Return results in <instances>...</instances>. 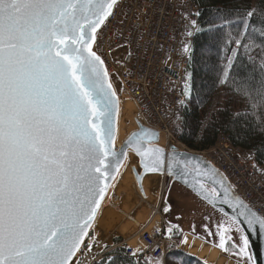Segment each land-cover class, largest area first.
<instances>
[{
	"label": "snow or ice",
	"instance_id": "snow-or-ice-1",
	"mask_svg": "<svg viewBox=\"0 0 264 264\" xmlns=\"http://www.w3.org/2000/svg\"><path fill=\"white\" fill-rule=\"evenodd\" d=\"M118 7L119 0H0V264H79L85 252L102 251L95 221L112 181L133 157L144 174L185 183L192 173L211 179L219 189L207 190L198 178V195L211 203L222 197L264 237V213L234 196L200 157L150 144L156 133L145 129L116 147L120 100L98 49ZM237 81L245 83L246 74ZM226 231L219 226L215 233L225 251L232 240ZM240 240L232 242L235 255L248 247L247 236Z\"/></svg>",
	"mask_w": 264,
	"mask_h": 264
},
{
	"label": "built area",
	"instance_id": "built-area-1",
	"mask_svg": "<svg viewBox=\"0 0 264 264\" xmlns=\"http://www.w3.org/2000/svg\"><path fill=\"white\" fill-rule=\"evenodd\" d=\"M199 10L194 0H119L115 16L100 37L98 51L103 53L111 82L133 104V124L165 136L170 143H176L172 129L186 103L188 63ZM220 144L225 146L217 158L202 155L224 175L239 198L258 214L264 213V166L225 139L202 153L214 151ZM118 200L114 194L111 203L116 205ZM159 211V205L152 206L149 223L135 244L125 246V255L137 264L174 251L172 246L167 248L172 245V235L166 234ZM126 219L134 222L133 217Z\"/></svg>",
	"mask_w": 264,
	"mask_h": 264
},
{
	"label": "trees",
	"instance_id": "trees-1",
	"mask_svg": "<svg viewBox=\"0 0 264 264\" xmlns=\"http://www.w3.org/2000/svg\"><path fill=\"white\" fill-rule=\"evenodd\" d=\"M194 2L200 15L188 63L189 85L186 103L180 111L183 120L173 127L172 134L194 152L206 151L225 139L232 148L253 155L257 164L264 166V146H261L264 145V99L258 94H264V0ZM218 9L222 10L221 14ZM248 11L253 12L252 17L247 16ZM226 71L230 75L222 83ZM241 73L246 74L247 81L238 87L237 76ZM181 124L186 125L182 131L178 129ZM113 242L117 245L120 239ZM219 243L218 237L217 243L212 244L231 258L232 241H228L227 251L220 249ZM247 254L251 263L248 248ZM109 255L111 260L107 259ZM178 258L183 264H205L178 250L165 256L175 263ZM113 262L137 264L125 255L123 247L110 248L94 264Z\"/></svg>",
	"mask_w": 264,
	"mask_h": 264
},
{
	"label": "rangeland",
	"instance_id": "rangeland-1",
	"mask_svg": "<svg viewBox=\"0 0 264 264\" xmlns=\"http://www.w3.org/2000/svg\"><path fill=\"white\" fill-rule=\"evenodd\" d=\"M120 106L122 108V113L120 116V120L118 121V130L122 137H126L129 132L135 129L131 122V116L133 114L134 107L127 98L121 95ZM126 106H130L129 111H127ZM174 139L176 143L168 142L163 147L165 149H168L169 145H173L179 147V150L181 151H186L198 155L207 154V156H209L210 158H217L219 155V149L221 148V146H225V144H220L216 150L208 153L194 152L188 150L184 145L179 143L175 137ZM226 150L228 152H231L230 148L228 147ZM242 156L244 155H238V157ZM202 157L208 160L203 155ZM244 157L248 158V156L246 155ZM132 167L137 168L135 157H133L131 163H128L127 161L126 167L121 171L118 184L114 188V193L118 194L117 196L120 197V208L125 212L132 213L139 224H141V226L137 228V230L134 226V223L128 221L127 219H125L124 221L123 218L122 220L124 222H122L121 218L116 214V211L110 210L109 208L105 207L95 222V232L98 235L100 245H103V250H94L91 254L85 252L84 255L79 256V264H91V262L95 258L97 259L99 254H104L105 252H107L108 248L114 246L112 242L116 238H124L128 246L132 247L135 244V237L140 231L145 229L146 222L149 223L148 219L150 217L148 218V213L150 207L158 206L161 198L162 199L159 210L162 211L161 216L163 217V222L166 229L165 232L167 235H172V245L167 244V248H169V246H172L174 248V251L178 250L187 253L184 241L186 237H190L193 240L199 241L202 246L207 245L218 250L219 255L232 262L233 264H252V261L251 263L249 262L247 249L245 254L243 255H235L234 251L236 250L233 248L229 249L231 256L230 258L228 256H225L218 248L215 247V244L217 243L219 237L215 235V233L218 232L219 226L227 229V233L225 232L224 235H230L232 237V242L235 241L237 245H240L242 243L240 240V236L242 235V233L241 231H237L238 227L233 222L212 210L209 206L201 202L179 184L160 175H153L155 177L147 176V178L152 181V183H150L149 187L147 185L144 186L145 198H142L137 188L135 189L132 186L129 179V177L131 176L130 170ZM169 181H171L170 188L167 186V183ZM155 183L158 185L157 190H155V188L153 187ZM122 186L123 188H121ZM166 206L170 209L168 212L163 211ZM105 214L107 215L105 216ZM205 225H207V230L205 229ZM169 229L172 230L171 234H169L168 232ZM208 231H211L214 235L209 236ZM86 255L87 259H85ZM198 260L204 262L205 264H208L204 259L199 258ZM147 262H149V260H147ZM162 264L176 263L171 260H166L164 256L162 257Z\"/></svg>",
	"mask_w": 264,
	"mask_h": 264
},
{
	"label": "water",
	"instance_id": "water-1",
	"mask_svg": "<svg viewBox=\"0 0 264 264\" xmlns=\"http://www.w3.org/2000/svg\"><path fill=\"white\" fill-rule=\"evenodd\" d=\"M141 129H145V130H147L149 132H154V131H151L149 129L140 127L139 125H137V129L134 130V131H139ZM158 142H159V135H158V133H156L155 137L152 138L149 141V143L156 145ZM174 149H175V151L180 152V153H187L189 156H192V157H200L201 159H203L206 162L203 165V167H208L209 165L211 167H213L201 155L189 153V152H186V151H181V150L177 149L176 147H174ZM170 150L171 149H169V147H168V149H166V151H170ZM129 152H131V150H129ZM130 171H131V174H132V177H133V180H134V183H135V186H136L138 192L141 194V196L143 198H145L144 189H143V185H142L144 178L146 176L158 175V174H154V173L144 174V170L142 168H140L138 166V164H137V169L135 167H132ZM218 173L222 174L219 171H218ZM138 174L140 176L139 180L137 179ZM222 176L224 177L223 174H222ZM165 178L170 179L171 181H173V182L179 184L180 186H182L184 189L189 191L197 199H199L201 202H203L204 204L209 206L212 210H214L215 212H217L221 216L227 218L231 222H233V220H234L235 221L234 224L241 230L242 235L247 236V238H248V241H249L248 249H249V252H250V257H251L252 264H264V237H262L260 235L259 225L258 224L254 225L253 226L254 230L250 231L249 227H248L247 223L244 221L243 217L239 216V214H238L239 213V209L238 208H233L231 205L223 203L222 202V197H221V199H217L215 201V203H211L210 201L205 200L200 195H198L197 191L193 188V185H195L196 180L198 178L203 182L204 187L207 190H209V191H211V189L213 187H217V189H219L218 185H214L212 180L207 178V177H197L195 173H192L191 175H189L187 177V183H185L184 181L175 180V179L169 178V177H165ZM112 183H113V181H112ZM225 186L229 187L233 191V195L234 196H237L236 193L231 188V186L229 185V183H228V181L226 179H225Z\"/></svg>",
	"mask_w": 264,
	"mask_h": 264
},
{
	"label": "bare ground",
	"instance_id": "bare-ground-1",
	"mask_svg": "<svg viewBox=\"0 0 264 264\" xmlns=\"http://www.w3.org/2000/svg\"><path fill=\"white\" fill-rule=\"evenodd\" d=\"M126 109L127 111L130 110V106H126ZM134 112V111H133ZM121 113H122V108L120 106V116H121ZM120 116H119V120H120ZM133 114L131 116V122L133 124ZM134 126V124H133ZM135 128V127H134ZM135 130V129H134ZM133 130V131H134ZM132 132V131H131ZM130 133V132H129ZM129 135V134H128ZM127 135V136H128ZM126 136V137H127ZM126 137H122L120 135V132L118 130V138L116 140V147L119 148L121 143L125 140ZM166 143H168L167 139L165 136L161 135L160 136V139H159V142L156 144L157 146H161L163 147ZM176 147L177 149H179V147L177 146H174ZM127 165V161H125V165H123L121 168H120V172L117 174L116 176V180L113 181V184L116 186L118 184V180L120 179V173L121 171L126 167ZM136 168V167H135ZM130 181H131V184L132 186L136 189V186H135V183H134V180H133V177H132V174H131V171H130ZM155 177V176H153ZM150 183H152V181H150L147 176L144 178L143 180V189H144V186L147 185L149 187ZM153 187L155 188V190L158 189V185L155 183L153 185ZM115 188V187H114ZM123 188V186L121 187ZM118 195L116 193H114V189L113 188H110L109 189V196L111 197L110 199L109 198H106L103 202H102V209L101 211L98 213V217L100 216L101 212L103 211V209L105 207L109 208L110 210H113V211H116L117 215L121 218V221L124 222L126 218H129V217H133V220L135 225V228H139V226H141V224H139V222L136 220L135 216H133L132 213L130 212H125L124 210H122L119 206V202L120 200H118V202L116 203V205L114 204V202L111 203V201H113V195ZM145 194V193H144ZM141 195V194H140ZM160 195V194H159ZM143 198V197H142ZM120 199V197H119ZM151 209L152 207H150L149 209V213H148V218L150 216V213H151ZM107 214H105L106 216ZM123 218V220H122ZM106 220V219H105ZM96 222V221H95ZM106 223V221H105ZM138 230V229H137ZM184 244L186 245L185 246V249H186V252L190 255V256H193V257H196V258H200V259H204L208 264H233L232 262L228 261L227 259L223 258L221 255H219V252L218 250L210 247V246H207V245H204L202 246L201 243L197 240H193L191 239L190 237H186V242L184 241Z\"/></svg>",
	"mask_w": 264,
	"mask_h": 264
},
{
	"label": "crops",
	"instance_id": "crops-1",
	"mask_svg": "<svg viewBox=\"0 0 264 264\" xmlns=\"http://www.w3.org/2000/svg\"><path fill=\"white\" fill-rule=\"evenodd\" d=\"M151 176H153V175H151ZM155 176H159V175H155ZM138 235H139V233H138ZM138 235L135 237L136 240H137V238H138ZM118 239H120V242H119V243L122 242V243L127 244L126 241L124 240V238L120 237V238H118ZM136 240H135V242H136ZM112 243H113V245H114V242H112ZM119 243H118V244H119ZM127 245H128V244H127ZM108 249H110V248H108ZM102 254H103V253H102ZM102 254H99V255H98L99 259L101 258V255H102Z\"/></svg>",
	"mask_w": 264,
	"mask_h": 264
}]
</instances>
